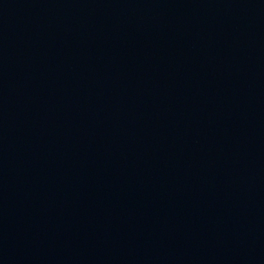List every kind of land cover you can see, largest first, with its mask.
<instances>
[{
    "label": "water",
    "instance_id": "water-1",
    "mask_svg": "<svg viewBox=\"0 0 264 264\" xmlns=\"http://www.w3.org/2000/svg\"><path fill=\"white\" fill-rule=\"evenodd\" d=\"M0 264H264V0H0Z\"/></svg>",
    "mask_w": 264,
    "mask_h": 264
}]
</instances>
